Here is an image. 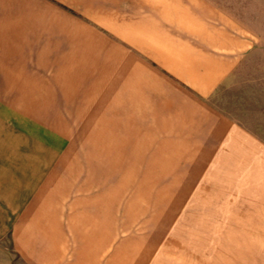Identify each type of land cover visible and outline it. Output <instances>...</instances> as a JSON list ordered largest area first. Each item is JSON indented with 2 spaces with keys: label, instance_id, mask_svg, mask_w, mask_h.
Instances as JSON below:
<instances>
[{
  "label": "crops",
  "instance_id": "crops-1",
  "mask_svg": "<svg viewBox=\"0 0 264 264\" xmlns=\"http://www.w3.org/2000/svg\"><path fill=\"white\" fill-rule=\"evenodd\" d=\"M227 6L220 0H0V264H264V138L214 103L263 44ZM107 41L130 48L141 63L130 82L115 81V106L122 123L125 118L120 126L139 136L132 100L146 98L153 131L143 130L140 142L161 144L148 157L204 160L193 193L180 201L178 222L157 235L128 227L138 220L119 228L117 218L100 226L84 222L76 233L73 216H49L43 207L50 201L40 198L69 138L39 115L59 106L51 69L34 72L27 64L45 60L21 48ZM123 83L131 99L125 113Z\"/></svg>",
  "mask_w": 264,
  "mask_h": 264
},
{
  "label": "rangeland",
  "instance_id": "rangeland-1",
  "mask_svg": "<svg viewBox=\"0 0 264 264\" xmlns=\"http://www.w3.org/2000/svg\"><path fill=\"white\" fill-rule=\"evenodd\" d=\"M220 1L260 36L263 45L236 77L222 86L214 103L245 125H252L264 138V0ZM107 43L21 48L45 60L27 64L34 72L39 67L51 69L48 73L58 85L59 106L54 112L39 115L44 119L48 116L69 138L68 148L45 181L40 198L44 204L50 201L43 207L49 216H73L76 233L82 231L84 222L100 226L116 218V226L123 225L122 229L127 227L125 221L138 220L128 227L140 234L163 233L177 221L181 199L193 193L200 176L196 173L204 160L148 157L156 154L161 144L140 142L146 138L141 136L143 130L146 134L153 131L146 98L132 100L133 107L139 109L135 120L139 136L130 133V126H120L121 112L115 106L119 86L115 81L130 82L132 71L141 70V63L132 60L130 48ZM127 87L130 90L123 83V113L131 104ZM143 114L146 117H141ZM77 239L76 252L82 248Z\"/></svg>",
  "mask_w": 264,
  "mask_h": 264
}]
</instances>
